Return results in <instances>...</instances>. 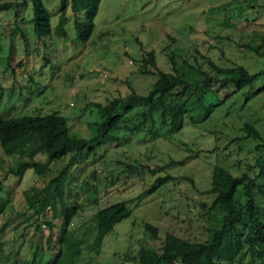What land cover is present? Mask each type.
<instances>
[{"label": "rangeland", "instance_id": "374dc122", "mask_svg": "<svg viewBox=\"0 0 264 264\" xmlns=\"http://www.w3.org/2000/svg\"><path fill=\"white\" fill-rule=\"evenodd\" d=\"M42 3L52 30L46 37L36 38L27 21L15 19V6L0 12V118L58 112L65 117L70 136L86 138L90 134L86 124L97 118L93 104L105 105L130 92L145 95L156 70L171 72L168 53L176 65L187 60L182 69L192 72L190 78L200 76L199 68L215 83L221 79L213 76L203 57L220 67L241 65L249 73L264 66V0H100L84 42L75 39L72 28L73 18L83 19L82 13L72 16L66 9L64 35L59 36L53 31L58 0ZM149 51L153 61L146 59ZM256 83L259 87L264 81L259 78ZM209 87L211 103L228 97L196 125L186 119L179 131L169 134L157 114L149 125L135 107L137 114L127 112L97 150L81 153L61 183L64 205L79 207L66 226L82 240L73 264H135L136 251L142 246L159 251L165 233L173 234L181 247L184 242H203L206 227L214 225L217 215L207 208L213 195L205 192L211 166L217 163L232 175L255 176L256 153L251 147L256 140L242 138L240 128L244 122L253 124L264 138V90L251 97V90H241L240 97L230 100L231 90ZM136 123L157 135L125 131ZM32 158L45 160L40 154ZM26 159L0 150V264H45L56 252L59 205L34 215L26 202L32 189L42 187L50 175L37 176L29 168L18 177L8 172ZM66 159L49 164L52 175ZM158 166L163 169L151 175L149 169ZM165 173L174 180L128 202L129 216L94 245V212L132 199ZM256 182L264 188V178ZM254 197L264 215V194L254 191ZM145 222L157 228L156 239L144 231ZM241 252L240 264H264V256L250 261L245 247ZM198 263L190 258L172 264Z\"/></svg>", "mask_w": 264, "mask_h": 264}, {"label": "trees", "instance_id": "16d2710c", "mask_svg": "<svg viewBox=\"0 0 264 264\" xmlns=\"http://www.w3.org/2000/svg\"><path fill=\"white\" fill-rule=\"evenodd\" d=\"M99 1L58 0L54 33L59 36L64 35L66 9L72 16L82 13L83 19L73 18L72 28L75 39L84 42L92 31L93 17ZM14 6L16 7L13 12L15 19L27 21L36 38L46 37L52 32L50 15L42 0H20L17 4L16 2H0V12L8 11ZM20 7L23 8L22 11H19ZM20 12H25L27 16L19 17ZM203 58L209 71H213V76L219 77L222 81L215 83L212 77L199 68H196V72H199L200 76L197 79L190 78L192 72L187 73L182 69L184 62L185 65L188 63L187 60L182 59L180 64L176 65L174 55L168 53L167 62L171 72L156 70V78L145 95L130 92L123 98L110 99L105 105L93 104L97 118L86 124L90 133L86 138L70 136L66 119L58 112L0 118L1 152L6 156L27 158L24 161H17L8 169V172L13 177H18L29 168L37 176L50 175L42 187L32 189L26 201L27 207L34 215H41L46 207L54 208L56 204L59 205L61 222L56 239V252L45 264H73L79 256L82 240L66 228L79 207L70 203L64 205L61 198V183L73 164H77L81 153H93L97 150L108 133L120 127V121L127 112L134 110L136 115L137 110L134 108H140L138 116L149 125L154 123V116L157 114L158 122L166 123V131L173 134L180 130L186 123V119L190 125H196L209 117L215 107L227 99L228 96H223L219 98V103H211V99L207 96L209 85L211 88L217 85L218 88L231 90L230 100L232 96L233 99L240 97L241 90H251L250 97L264 90V83H261L259 87L255 86L259 78L264 81V66L259 71L249 73L241 65L220 67L209 58ZM146 59L154 60L151 51L146 53ZM247 98L245 97V100ZM138 125L136 123L128 129L125 127V131L134 134L146 130L152 136L157 135L156 130L139 129ZM240 129L244 133L242 138L251 137L256 140L251 147L256 153L255 176L250 178L245 172L232 175L227 169L214 163L210 168L209 185L205 192L213 195L207 208L217 215L214 225L206 227V239L203 242H184L181 247L180 244L176 245L173 234L165 233L159 251H154L147 246H142L136 251L135 264H172L176 261L187 263L190 258H197L198 264H240L243 256L241 250L244 247L250 261L264 256V215L254 197V191L264 194L263 186L256 182L264 178V138L260 136L253 124L244 122ZM237 150L240 148L238 147ZM35 154L43 155L44 162L33 160L32 157ZM65 156L67 159L64 164L52 175L49 164ZM162 169L163 166H158L149 169V172L154 175ZM173 180L174 177L167 173L156 176L132 199L98 208L93 214L94 245L101 242L103 236L111 231L115 223L129 216L128 202L149 195L166 182ZM186 180L190 182L189 178ZM47 224L50 227V224ZM142 227L151 239H156L157 228L154 225L145 222ZM49 240L47 238L48 243Z\"/></svg>", "mask_w": 264, "mask_h": 264}]
</instances>
